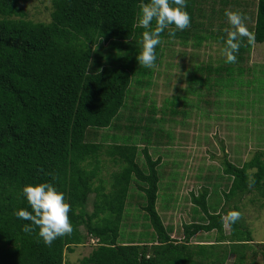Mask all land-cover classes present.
I'll list each match as a JSON object with an SVG mask.
<instances>
[{"label":"trees","instance_id":"obj_1","mask_svg":"<svg viewBox=\"0 0 264 264\" xmlns=\"http://www.w3.org/2000/svg\"><path fill=\"white\" fill-rule=\"evenodd\" d=\"M49 1L45 23L27 19L21 0H0V264H72L67 251L92 239L96 246L79 264H226L231 255L233 264H247L250 252L264 264V243L256 250L241 217L235 223L228 217L240 212L237 203L248 194L264 209V149L241 166L226 157L220 169L199 176L201 192L191 193L195 216L178 229L181 239L158 210L174 208L180 194L176 173L164 183L178 165L167 159L174 135L165 124L184 123L199 107L190 95L213 116L227 86L240 87L243 79L245 88L248 70L259 63L251 62L254 48L264 43V0H186L190 26L175 30L174 38L169 26L162 39L223 49L232 30L225 10H231L246 17L254 40L241 38L235 63L196 64L186 96L168 100L161 116L148 95L139 94L151 87L164 56L161 40L152 68L137 60L146 31L138 24L139 7L146 0ZM44 181L71 205L73 231L51 245L38 228L23 232L30 222L14 215L31 211L22 187ZM212 197L220 210L210 206ZM200 232H215L216 239L192 244Z\"/></svg>","mask_w":264,"mask_h":264},{"label":"rangeland","instance_id":"obj_2","mask_svg":"<svg viewBox=\"0 0 264 264\" xmlns=\"http://www.w3.org/2000/svg\"><path fill=\"white\" fill-rule=\"evenodd\" d=\"M20 6L26 11L27 19L45 23L51 21L52 4L49 0H21ZM162 45L164 56L161 64L154 66L155 73L151 87L139 92V94L148 95V103L157 107L158 116L163 114V110H167L170 104L168 100L178 95L186 96L185 91L191 86L196 64L212 62L216 65L218 61L225 59L219 45L197 48L192 43L181 44L178 40L165 38L162 39ZM251 60L252 63H259L254 69L248 70L252 75L246 77L244 86L247 87L246 98L245 88H241L244 84L242 79L240 87L227 86L225 90L228 93L220 94V104H222L217 105L218 112L216 111L213 116H206L208 105L200 108L201 98L190 95L189 99L199 107L188 113L184 123L165 124L174 135V143L169 147L170 154L167 155V159L173 163L177 161L178 165L176 172L173 168L169 171L164 183L166 184L176 173L175 176L181 178L177 182L180 194L174 208L161 206L158 210L166 225L174 229L175 239L182 238L178 229L185 222L189 223L194 219L196 211L191 201V193L201 192L199 176L211 169H220L226 157L232 163L241 166L244 161L253 156L257 149H264V79L262 77L264 75V43L256 44ZM259 71L262 75H259ZM229 91L234 92L232 94ZM254 101L256 102L253 103ZM217 103L219 104V101ZM109 169L111 173L116 167L112 164ZM162 190L165 191V188L162 187ZM257 198L255 194H248L237 204L241 213L240 221L245 225L240 223L252 231L253 241L249 243L259 250V244L264 243V209ZM209 201L212 207H217L219 210L222 207V203L217 204V197H212ZM89 203H92L91 200ZM89 206L92 207L91 204ZM233 206L231 203L227 206V210L233 209ZM224 220V230L228 234L229 225L226 215ZM81 231L84 233L83 228ZM215 239V232H200L193 238L192 244ZM95 246L94 242L87 241L76 247L75 252L67 251L66 262L79 264L80 260L88 256ZM251 255H253L252 252L248 253L247 264H263V257L259 253L255 261L251 260ZM234 262L235 256L231 255L226 264Z\"/></svg>","mask_w":264,"mask_h":264},{"label":"clouds","instance_id":"obj_3","mask_svg":"<svg viewBox=\"0 0 264 264\" xmlns=\"http://www.w3.org/2000/svg\"><path fill=\"white\" fill-rule=\"evenodd\" d=\"M225 16L232 30H226L222 54L225 63H235L236 54L242 44L241 38H247L251 44L254 37L245 24L246 17L241 12L225 10ZM138 24L146 31L142 33L141 50L137 54V60L142 67L152 68L157 59L156 46L162 40L161 33L174 25V30L168 32L169 38H174L175 30L182 31L190 26L186 0H146L140 4ZM252 183L254 181L250 180L249 184ZM21 192L31 208V211L21 208L14 212L17 218L30 222L22 226L23 232L30 234L34 228H38V235L46 245H51L57 237L71 234V205L65 194L54 184L48 181L30 183L24 185ZM240 216L241 213L236 210L228 213L232 223Z\"/></svg>","mask_w":264,"mask_h":264},{"label":"built area","instance_id":"obj_4","mask_svg":"<svg viewBox=\"0 0 264 264\" xmlns=\"http://www.w3.org/2000/svg\"><path fill=\"white\" fill-rule=\"evenodd\" d=\"M91 241L94 242L95 244L97 243V240H93V239H92Z\"/></svg>","mask_w":264,"mask_h":264},{"label":"crops","instance_id":"obj_5","mask_svg":"<svg viewBox=\"0 0 264 264\" xmlns=\"http://www.w3.org/2000/svg\"><path fill=\"white\" fill-rule=\"evenodd\" d=\"M255 49H256V48H254V51H255ZM254 51H253V53H254Z\"/></svg>","mask_w":264,"mask_h":264}]
</instances>
